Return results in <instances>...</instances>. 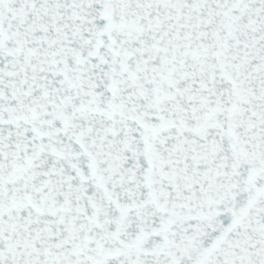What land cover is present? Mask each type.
Masks as SVG:
<instances>
[{"label":"snow or ice","instance_id":"obj_1","mask_svg":"<svg viewBox=\"0 0 264 264\" xmlns=\"http://www.w3.org/2000/svg\"><path fill=\"white\" fill-rule=\"evenodd\" d=\"M0 264H264V0H0Z\"/></svg>","mask_w":264,"mask_h":264}]
</instances>
